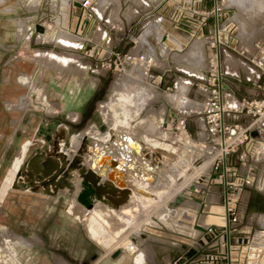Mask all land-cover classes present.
<instances>
[{
  "label": "rangeland",
  "instance_id": "rangeland-1",
  "mask_svg": "<svg viewBox=\"0 0 264 264\" xmlns=\"http://www.w3.org/2000/svg\"><path fill=\"white\" fill-rule=\"evenodd\" d=\"M78 2L0 0V264H172L181 243L192 235L190 215H194L193 202L176 204L174 195L191 173L207 172L208 159L201 155L209 145L203 140L201 107L192 99V91L208 76V49L215 35L194 38L181 28L177 19L184 13L187 18L190 11L182 8L180 0H97L83 26H78ZM222 5L227 11L225 22L234 25L236 37L224 41L222 59L232 68L227 78L240 79L235 90L240 97L245 87H255L247 80V69L258 70L247 57L253 42L264 39V0H222ZM64 34L69 41L59 38ZM182 82L186 83L183 95L173 96ZM138 89L146 92L145 98L137 96ZM56 104H63L64 110ZM49 107L54 111L49 112ZM74 110L80 113H71L74 120H70L68 113ZM118 110L121 120L116 117ZM150 115L157 117L158 130L143 126ZM41 120L65 124L73 139L94 123L96 137L106 142L114 131L140 139L151 150L161 146L167 157L147 162L155 172L161 165L159 179L131 178L130 202L114 214L108 206L101 208L109 223L93 215L85 218V206L76 199L79 187L73 197L67 195L68 189L57 196L11 189L18 165L31 148L43 143L34 140ZM70 139L71 134L64 144L68 150ZM143 187L148 188L149 198L140 197ZM251 198L249 206L252 201L264 206L257 191ZM172 203L177 205L174 212H170ZM244 203L240 197L241 209ZM249 206L241 226L248 218L258 233L248 242L264 245L254 240L264 239L258 231L264 213L252 217ZM124 209L129 211L125 223L116 220ZM223 210L221 202H207L198 221L222 225ZM133 240L135 254L123 248L124 242ZM116 249L121 250L119 255Z\"/></svg>",
  "mask_w": 264,
  "mask_h": 264
},
{
  "label": "built area",
  "instance_id": "built-area-1",
  "mask_svg": "<svg viewBox=\"0 0 264 264\" xmlns=\"http://www.w3.org/2000/svg\"><path fill=\"white\" fill-rule=\"evenodd\" d=\"M180 1L182 8L190 13L187 18L186 13L182 14L183 18L177 19L178 25L194 38H204L208 36L206 33L215 36L211 37L208 49V76L196 83L192 91V99L201 107L203 140L209 145L206 154L201 155L202 159H208L207 172L203 175L199 174L202 171L191 173L174 195V202L179 204L189 200L199 207L207 199L221 202L226 222L201 225L193 219L190 225L194 234L181 243L179 257L172 264H246L244 241L247 242L251 231L248 218L241 226L245 215L240 209L239 198L243 191L259 190L258 184L264 180V40L256 39L247 57L250 65L259 72L255 80L247 77L255 85L248 88L253 92L246 90L244 95L237 97L235 90L239 83L236 80L240 79L227 78L228 74L232 75V68H228L222 59L224 41L236 40L234 25L225 22L227 11L222 0H209V6H201L202 0ZM96 2L79 0L78 26H83L92 16ZM225 90L236 97V103L225 105ZM182 100L185 102L186 97ZM201 164L202 161L198 163ZM178 196L180 201H177ZM259 228L260 235L264 236V226ZM125 250L135 254L136 243H129Z\"/></svg>",
  "mask_w": 264,
  "mask_h": 264
},
{
  "label": "bare ground",
  "instance_id": "bare-ground-1",
  "mask_svg": "<svg viewBox=\"0 0 264 264\" xmlns=\"http://www.w3.org/2000/svg\"><path fill=\"white\" fill-rule=\"evenodd\" d=\"M66 36L67 35L64 34L59 38H62V40H64L65 38H68ZM184 84L186 83H179V86L177 87L178 94L175 93L176 95L173 94V96L181 95V92L184 91ZM151 87L154 86L151 84ZM113 89H116V87H113ZM145 89H147V87ZM149 91L151 92V88L148 90V92ZM226 93L227 90L224 91V95H226ZM137 96L145 98L146 92L143 93V91H141L140 89L137 92ZM130 97L132 98L131 95ZM226 97V106L233 105L236 102L235 98L230 93H228ZM60 107L61 110H64L65 108L64 105H61ZM116 117L120 120L122 119L121 110L117 111ZM156 119L157 117H155L154 115H150L146 120L142 121L143 126L147 129V127L150 128L149 126L152 125V128L155 127V129L158 130L155 126ZM36 128L37 130L34 135V140H42L43 143L31 148L25 161L18 165L15 171V178L11 183V189L31 191L33 193L49 196H57L60 191L68 189L67 195L73 197L75 192L77 191V188L79 187L80 191L76 199H78L80 204L85 206V218H89L90 215H93L96 218H101L103 223H109V221L106 220V217L109 216H105L102 213V206H108V208H111L113 210L112 214H114L115 210H119L124 205L128 204L131 200V196L133 195L131 178H135L136 181H157L159 179L158 170L159 168H161V165L159 164L160 166L155 172L154 168L151 167V165L149 166L147 162L150 159L153 162V160L158 159V156H162L163 159L167 157L166 149L162 148L161 146H157L156 148H154V150H151L147 143L142 142L140 139L134 136L121 134L123 132L117 133L112 131L110 140L106 142L100 137H96V134H98V129L95 127L94 123L91 126V129H87V131L83 132L76 139L72 138V132H70L68 126L57 121L47 122L41 120ZM70 134V144H72V147H70V149L68 150L65 148L64 144L66 143V139ZM153 134L155 135V133ZM22 151L23 148H21L20 153ZM72 152L74 153L73 155H71ZM70 155L71 157H69ZM143 162L145 164H143ZM144 183L145 182H142V184ZM143 188L141 191L143 194L140 193V197H143L144 199L149 198V196L147 195V193L149 192L148 188H144L145 190ZM85 201H87L89 205L91 204V206L88 207ZM135 202L136 201H134L133 203ZM97 203H100L101 207L96 205ZM176 206L177 205L175 203H172L170 205V212H174ZM122 212L123 213L117 215L116 220L124 221L125 223V214H127L126 216H128V213L126 212L129 211L128 209H124V211ZM12 235H8V237ZM20 240L22 241V238ZM131 242L136 243L135 240L129 241L127 243L124 242L125 245L123 246V248L125 249ZM247 242L244 241L245 251L247 255L246 264H264V245H258L253 240H250L248 243ZM118 251L119 250L116 249L114 253H116V255H119L121 250L119 252ZM254 258H257V262H250Z\"/></svg>",
  "mask_w": 264,
  "mask_h": 264
},
{
  "label": "crops",
  "instance_id": "crops-1",
  "mask_svg": "<svg viewBox=\"0 0 264 264\" xmlns=\"http://www.w3.org/2000/svg\"><path fill=\"white\" fill-rule=\"evenodd\" d=\"M256 73V76H253V74L254 73ZM247 73H248V76L250 77V79H256L257 77H258V75H259V72L258 71H256V70H254V69H252V68H248L247 69ZM244 90L246 91V90H249V89H247L246 87L244 88ZM227 93H230L231 95H233L231 92H229L228 90H227ZM226 93V94H227ZM233 97L235 98V100H236V97L233 95ZM225 101H226V103H227V97H226V95H225ZM57 106H61V105H63V104H61V105H59V104H56ZM49 112H50V108H49ZM73 112H79L78 110H74V111H70L69 113H68V116L70 117L69 119L70 120H74V118L71 116V113H73ZM80 113V112H79ZM73 118V119H72ZM200 125L201 126H203V121H201L200 122ZM37 130V129H36ZM97 135V134H96ZM260 178H262L261 176H260ZM263 182V183H262ZM261 183L262 184H258V187L260 188V190H255V189H250V190H246V191H243V192H241V194H240V197H242V198H244L245 199V203H244V207H243V209H241V211L242 212H245L246 210V208H247V206H249L248 205V201H250V200H252V198H251V193L253 192V191H257L259 194H260V196L262 197V203H264V180L263 181H261ZM193 202V201H192ZM207 202H212V201H210V200H208L207 199ZM206 202V203H207ZM215 202H217V201H215ZM205 203V204H206ZM204 204V205H205ZM204 205H201L200 207L199 206H197V204L195 203V202H193V206H191V208H192V210L194 211V215L192 216V215H190L191 217H192V220L193 219H196L197 221H198V214L200 213V210L201 209H203V206ZM260 209H262V210H260ZM249 210H250V212L252 213L251 215H252V217H253V214H254V216H256L257 217V215L256 214H262V213H264V206L261 208V207H259L258 206V204L255 202V201H252V204H250V206H249ZM259 218V217H258ZM191 220V221H192ZM199 222V221H198ZM261 222V221H260ZM191 223V222H190ZM251 224V222L249 221V223H248V225H250ZM264 225L262 224V223H260V226L259 227H263ZM250 227V234H249V236L251 235V236H254V235H257V231H255L257 228H255V227H253L252 226V224L249 226ZM258 227V228H259ZM190 230L192 231L191 232V234L193 235L194 234V229L191 227V225H190ZM181 231V230H180ZM191 235V236H192ZM189 236V235H188ZM261 236V235H260ZM249 240V239H248ZM254 240H257L259 243H261V242H264V239L262 240L261 238H258V239H254ZM181 251V250H180ZM180 251H179V253H180ZM178 253V254H179Z\"/></svg>",
  "mask_w": 264,
  "mask_h": 264
},
{
  "label": "water",
  "instance_id": "water-1",
  "mask_svg": "<svg viewBox=\"0 0 264 264\" xmlns=\"http://www.w3.org/2000/svg\"><path fill=\"white\" fill-rule=\"evenodd\" d=\"M181 200V197L180 196H178L177 197V201H180ZM199 229H204V227L203 226H201V225H196Z\"/></svg>",
  "mask_w": 264,
  "mask_h": 264
}]
</instances>
